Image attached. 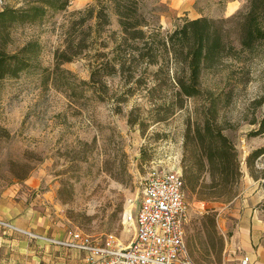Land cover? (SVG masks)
<instances>
[{"label":"rangeland","instance_id":"1","mask_svg":"<svg viewBox=\"0 0 264 264\" xmlns=\"http://www.w3.org/2000/svg\"><path fill=\"white\" fill-rule=\"evenodd\" d=\"M28 1L32 0H0V11L7 6L23 7ZM96 1H68L65 11L49 12L41 22L10 31L9 51L36 42L40 52L32 68L1 83L0 125L10 137L0 139V191L29 181L35 187L33 195L44 199L48 213L57 218L64 237L79 232L92 243L102 245L112 236L117 245L126 247L135 234L144 179L161 171L182 173L187 120L199 117L201 103L188 99L183 109L158 122L165 111L154 108L144 88L136 90L124 103H116L124 92L119 76L105 79L108 91L103 93V101L97 100L92 89L78 85L89 81L94 48L107 41L111 33L120 31L112 12L110 25L96 42L88 41L91 49L61 66L70 75L52 82L54 54L64 49L72 34L71 26L79 17L75 13ZM234 1L243 6L230 14L228 8ZM247 5L248 0H141V12L150 27L164 35L185 19H226ZM89 24L93 25V21ZM155 70L149 68L150 73ZM237 79L246 84H236ZM68 81L70 85H66ZM201 88L216 93L233 89L232 101L219 105L218 119L232 126L224 134L234 144L241 165L242 177L234 200L252 198L254 194H258L257 199L264 198V155L254 162L251 174L245 162L253 150L264 147V135L247 136L255 128L250 120H258L263 113V107L253 113V102L264 96V44L253 54H243L240 60L226 59L216 70L203 72ZM11 162L23 164L16 168L19 174L32 169L26 180L13 177ZM185 200L190 257L196 264H219L224 238L218 235L217 219L230 203L199 202L187 189ZM263 202L258 208L264 211ZM210 210L216 212V232L203 225L201 219ZM206 242L214 259L207 255Z\"/></svg>","mask_w":264,"mask_h":264},{"label":"trees","instance_id":"2","mask_svg":"<svg viewBox=\"0 0 264 264\" xmlns=\"http://www.w3.org/2000/svg\"><path fill=\"white\" fill-rule=\"evenodd\" d=\"M68 3L67 0H32L23 7L7 6L0 11V87L4 80L16 79L32 68L40 52L36 42L9 51L10 31L16 26L41 22L49 12L65 11ZM110 12L116 16L120 31L111 33L107 41L94 48L95 61L89 81L78 85L92 89L97 100L103 101V93L108 91L105 79L119 76L124 92L116 103H124L136 90L144 88L154 108L165 111L158 122L183 109L186 100L198 99L199 117L187 120L184 134L180 174L184 189L199 202L231 203L237 196L242 171L234 144L224 134L232 126L219 122L218 110L222 103L228 105L232 101L233 89L217 93L202 90L201 76L205 71L223 66L226 59L240 60L245 53L253 54L264 44V0H248L243 11L226 19H185L164 35L150 27L141 12V0H97L95 5L75 13L79 17L71 26L72 34L66 39L64 49L54 54L52 82L56 83L64 74L70 75L61 66L91 49V44L110 25ZM91 21L93 25L89 24ZM150 67L156 70L150 73ZM235 81L239 84L242 80ZM241 84L244 86L246 81ZM66 85H70L69 81ZM253 107V113L259 107H263V113L258 120L255 117L250 120L255 126L247 134L250 138L264 135V96L255 100ZM9 137V132L0 125V139ZM263 155L264 147H261L247 156L245 162L250 174L254 171V162ZM21 165L11 162L10 172L22 182L32 169L19 174L16 168ZM201 219L203 225L216 232L214 210L205 212Z\"/></svg>","mask_w":264,"mask_h":264},{"label":"crops","instance_id":"3","mask_svg":"<svg viewBox=\"0 0 264 264\" xmlns=\"http://www.w3.org/2000/svg\"><path fill=\"white\" fill-rule=\"evenodd\" d=\"M241 6L243 3H230V14ZM34 188L33 183L24 181L10 190L0 191V222L16 229L0 226V264H83L85 253L36 240L20 232L55 241L66 240L69 236H63L57 218L48 213L46 201L33 195ZM257 195L234 200L218 216V235L224 238L219 264H240L243 257L249 258V264H264V211L258 208L264 198L257 199ZM205 247L207 255L214 259L208 242Z\"/></svg>","mask_w":264,"mask_h":264},{"label":"built area","instance_id":"4","mask_svg":"<svg viewBox=\"0 0 264 264\" xmlns=\"http://www.w3.org/2000/svg\"><path fill=\"white\" fill-rule=\"evenodd\" d=\"M187 224L188 205L181 175L161 171L144 179L135 234L126 247L117 245L112 236L97 245L79 232L70 233L63 241L20 232L36 240L85 253L83 264H196L185 246ZM0 226L16 230L4 222H0ZM240 264H249V258L243 257Z\"/></svg>","mask_w":264,"mask_h":264},{"label":"bare ground","instance_id":"5","mask_svg":"<svg viewBox=\"0 0 264 264\" xmlns=\"http://www.w3.org/2000/svg\"><path fill=\"white\" fill-rule=\"evenodd\" d=\"M124 216H125V219L128 217L127 212H125V215Z\"/></svg>","mask_w":264,"mask_h":264}]
</instances>
